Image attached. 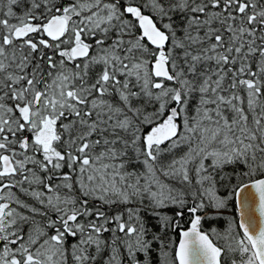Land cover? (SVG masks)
Returning a JSON list of instances; mask_svg holds the SVG:
<instances>
[{
  "label": "snow or ice",
  "instance_id": "1",
  "mask_svg": "<svg viewBox=\"0 0 264 264\" xmlns=\"http://www.w3.org/2000/svg\"><path fill=\"white\" fill-rule=\"evenodd\" d=\"M0 264H264V0H0Z\"/></svg>",
  "mask_w": 264,
  "mask_h": 264
}]
</instances>
